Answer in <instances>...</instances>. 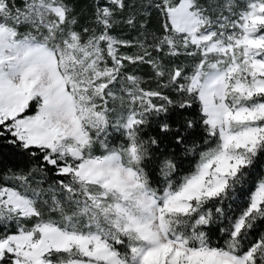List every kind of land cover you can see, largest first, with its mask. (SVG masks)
<instances>
[{
  "label": "snow or ice",
  "instance_id": "snow-or-ice-1",
  "mask_svg": "<svg viewBox=\"0 0 264 264\" xmlns=\"http://www.w3.org/2000/svg\"><path fill=\"white\" fill-rule=\"evenodd\" d=\"M0 147V264H264V0H0Z\"/></svg>",
  "mask_w": 264,
  "mask_h": 264
},
{
  "label": "trees",
  "instance_id": "trees-1",
  "mask_svg": "<svg viewBox=\"0 0 264 264\" xmlns=\"http://www.w3.org/2000/svg\"><path fill=\"white\" fill-rule=\"evenodd\" d=\"M76 3H77V10L79 11L82 8H84V9L87 8L88 0H76ZM186 113H188L190 115H194V110H191V109L186 110ZM173 119H175V117H173ZM152 131L154 133L155 129L153 128ZM0 156H4V157L9 156V153H8V150L6 147H0ZM259 163H260V161H258V165H259ZM188 167H189V164L187 162H185L183 169L186 171ZM212 235H213V237H215V235H216L214 230L212 232Z\"/></svg>",
  "mask_w": 264,
  "mask_h": 264
}]
</instances>
